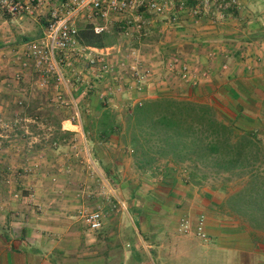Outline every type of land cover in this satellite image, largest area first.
Returning a JSON list of instances; mask_svg holds the SVG:
<instances>
[{
	"label": "crops",
	"instance_id": "0c3cea01",
	"mask_svg": "<svg viewBox=\"0 0 264 264\" xmlns=\"http://www.w3.org/2000/svg\"><path fill=\"white\" fill-rule=\"evenodd\" d=\"M239 3V13L228 16L223 24L204 19L196 39H191L200 44L190 48L185 61L192 63L200 78L197 86L180 83V79L169 85L159 75L145 96L153 99L168 93L209 105L221 122L238 133L255 132L264 140V0ZM14 37L0 39V264H264L263 231L224 216L221 202L210 199L211 192L192 184L182 186L175 176L166 187L149 188L138 195L130 192L126 200H119L121 207L115 206L111 213L109 255L100 254L99 245L92 246L95 251L90 254H77L84 236L73 221L76 208L51 196L56 194L52 181L70 178L64 173L66 152L78 149L79 144L61 143L53 148L58 159H51L43 151H31V143H22L15 124L7 122V118L16 121L28 116L24 103L34 86L33 72L26 71L20 81L15 79L19 66L13 53L27 40L19 43ZM96 97L86 100L90 104ZM59 111L64 116L61 129L84 137L67 112ZM96 113L93 108L90 116ZM29 165L40 169L27 174L24 169ZM23 178L27 179L26 195L18 201L13 197L26 182ZM111 191L119 197L117 189ZM36 200L43 206L36 208ZM201 217L207 241L196 235ZM183 218L191 223L188 234L180 232Z\"/></svg>",
	"mask_w": 264,
	"mask_h": 264
},
{
	"label": "rangeland",
	"instance_id": "374dc122",
	"mask_svg": "<svg viewBox=\"0 0 264 264\" xmlns=\"http://www.w3.org/2000/svg\"><path fill=\"white\" fill-rule=\"evenodd\" d=\"M240 8L241 6H239L238 10L229 12V17L238 14ZM144 15L146 18L148 17L146 14ZM206 18L210 20L208 17L204 19ZM204 19H202L201 23L198 25L195 24L194 21L188 19L178 27H173L166 21L157 20L144 28L146 35L139 39L134 38L131 40H125L121 37V21L119 20L112 21L111 24H108V31L106 33L117 34V45L121 44L125 45L126 48L138 50L137 53L152 66L151 68L155 72V77L160 75V78L170 85L173 79H180V83L182 80L177 72L168 69L167 64L170 61L186 62L189 65L192 64L189 61H185V54L189 53L191 47L196 48V46H194L195 44H200L191 39L197 37L195 32H198L197 29L202 26V22H206ZM224 22H226V20L214 25L223 24ZM85 27L88 26H81L80 29ZM42 31V23L34 19L25 18L23 20H13L7 18L0 20V39L3 36L7 38L14 35V38H16L19 43H22L25 39L34 40L39 38L42 35ZM32 79L34 86L29 90L30 100L24 103L25 105L27 104L25 108L28 116L17 117L16 121H13L12 118H7V122H9V124H15L14 127L18 132V138L22 143H31L28 145L31 151H43L47 157L50 156L51 159H58L53 148H57L61 143L79 144V147L77 145L78 149L73 148L71 145L72 149L66 152L67 163L65 164L64 173L70 176V178L64 180L65 184L62 181H52V183L56 184V186H54L56 194H52L51 198L53 197V199L58 200L57 202L62 199L68 206L76 208L73 221L80 226L79 230L82 231L84 236V242H82L77 254H90L95 251L92 250L91 247L99 245L100 254L109 255L111 252V213H113V210L116 211V207H121L119 200H126L127 194L130 192H133L134 195H138L149 188L158 189L162 186L166 187L174 176V178H177L178 184L189 187L192 184V179L190 177L192 170L187 164L174 165L167 160H161L149 171L139 170L135 165L131 150H128L117 136H113L106 141L100 140L96 136L92 124L97 121L99 117L98 112L93 116H86L84 118V137L81 138V133L79 134L80 136H77L81 139H77L72 133L67 139L60 142H52L53 136L57 130V126L53 125V123H55L53 120L57 119V121L61 123V119L64 118V116L60 117L59 110L66 111V109L58 106L57 103L51 100L49 91L40 90L35 85L37 79L35 75H33ZM184 85L188 87L187 84L184 83ZM74 93L76 94V92ZM166 94L168 93H164V95L159 97L165 96L181 100V98L168 96ZM97 103L102 108L116 113L119 116V120H123L124 113L134 107L132 95L129 94L111 97L110 100L108 99L105 102L99 97H96L90 103V108H97ZM20 106L21 105L18 104V107ZM2 122L4 123L5 120L3 119ZM61 131L65 132L62 129ZM259 139L263 141L262 144L264 146V140L261 138ZM91 161L93 163H91ZM61 164H64L63 161ZM29 166L30 168H34L33 165ZM56 167L58 169L62 166L59 167L56 165ZM24 168L25 166L21 167L20 170ZM37 168L34 169L37 170ZM261 168L264 173V163ZM125 174L127 177H124ZM200 178H202V173L196 174L195 179ZM222 178L223 176L217 177L209 173L202 185L197 187H200V190L204 193L208 194V192H211L210 199L212 200L214 198L220 201L221 208L224 204L222 208L224 216L230 217V219L232 218L233 220H238L243 226L253 228L246 219L228 213L227 205L225 206L228 197L241 190L243 185L237 177H234L224 186L225 182ZM23 180L26 181L27 179L23 178ZM25 183H27V181L20 187V192L17 191L19 192V197H15L14 194V199L19 201L26 195L25 188L27 185ZM111 188L119 191L118 198L113 196ZM36 202L37 203L34 205L36 208L43 206L38 200H36ZM221 208L218 210L221 211ZM95 211H101L105 216L104 226L100 231L89 230L85 222V217ZM73 252H76V250L73 249Z\"/></svg>",
	"mask_w": 264,
	"mask_h": 264
},
{
	"label": "built area",
	"instance_id": "2783aa9c",
	"mask_svg": "<svg viewBox=\"0 0 264 264\" xmlns=\"http://www.w3.org/2000/svg\"><path fill=\"white\" fill-rule=\"evenodd\" d=\"M239 6V0H0V20L29 18L42 23V35L27 40L13 53L19 66L15 79L20 81L26 71L33 72L37 77L35 85L49 91L51 100L65 108L83 132L84 118L93 114L88 97L96 95L105 102L135 93L138 97L132 98L133 105L142 106L148 100L145 90L155 72L134 48L121 44L105 48L83 45L81 26L93 27L100 34L108 31L112 21L120 20L121 37L139 39L146 35L144 28L157 20L178 27L188 19L198 25L208 17L216 24L225 21L228 13ZM167 67L190 85L200 83L186 62L170 61ZM34 168L24 172L31 174ZM15 197L19 194L15 193ZM104 219L103 212L95 211L85 217V222L89 230L100 231ZM190 230V221L183 218L180 232L188 234ZM196 235L208 240L204 217L197 224Z\"/></svg>",
	"mask_w": 264,
	"mask_h": 264
},
{
	"label": "trees",
	"instance_id": "16d2710c",
	"mask_svg": "<svg viewBox=\"0 0 264 264\" xmlns=\"http://www.w3.org/2000/svg\"><path fill=\"white\" fill-rule=\"evenodd\" d=\"M80 39L83 45L105 48L116 45L118 38L116 33L97 34L88 26L80 29ZM96 107L99 117L92 124L96 136L105 141L117 136L131 150L141 171L167 160L174 165L187 164L195 186H201L209 173L223 176L224 186L237 177L243 187L228 197V213L264 231V146L258 134L238 133L217 118L213 107L189 100L165 96L149 99L125 112L123 120L98 103ZM53 121L57 130L52 142L72 134L62 132L60 122ZM198 173L202 178L195 179Z\"/></svg>",
	"mask_w": 264,
	"mask_h": 264
}]
</instances>
